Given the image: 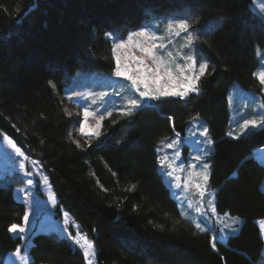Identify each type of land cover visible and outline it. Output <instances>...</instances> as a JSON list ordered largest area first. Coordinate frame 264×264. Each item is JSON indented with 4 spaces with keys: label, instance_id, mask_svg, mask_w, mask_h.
<instances>
[{
    "label": "trees",
    "instance_id": "trees-1",
    "mask_svg": "<svg viewBox=\"0 0 264 264\" xmlns=\"http://www.w3.org/2000/svg\"><path fill=\"white\" fill-rule=\"evenodd\" d=\"M250 4L0 0V138L9 136L40 162L58 213L67 211L92 241L96 264H259L263 239L256 220L264 218V166L253 151L264 146V127L227 134V95L235 82L260 94L264 104L253 75L256 47H264V21ZM176 11L193 24L201 42L198 59L209 64L200 94L154 100L130 116L114 111L95 139L83 145L74 140L78 118L63 104L68 80L79 70L112 72L107 33L123 38L145 19ZM195 116L205 120L213 143L209 184L215 208L242 220L239 231L217 240L215 249L211 231L200 232L180 215L158 170V143L184 134ZM12 189L0 183V264L21 244L9 228L22 223L25 205ZM31 239L30 264H85L82 251L66 238L39 232Z\"/></svg>",
    "mask_w": 264,
    "mask_h": 264
},
{
    "label": "rangeland",
    "instance_id": "rangeland-1",
    "mask_svg": "<svg viewBox=\"0 0 264 264\" xmlns=\"http://www.w3.org/2000/svg\"><path fill=\"white\" fill-rule=\"evenodd\" d=\"M250 7L252 11L262 20L264 21V0H251ZM177 18H189L182 11H176L172 13H168L166 16L161 18H151L145 19L142 27L148 26L150 29L155 30V26L157 24L160 25V30L156 32L157 36L164 37V40L155 41L157 44L165 43V50H158L157 55L164 57L167 59V52L171 51L173 55L176 54L177 51H180L181 56L190 54V49H181L180 45L185 43L182 34V37H169L164 32V25L168 22L169 19H177ZM218 22V21H217ZM217 22H215L217 24ZM190 23V22H189ZM216 24H209L212 28ZM207 27V30H208ZM133 30L127 33V35L121 40L126 41L129 33L139 31ZM193 31V30H192ZM112 33V32H109ZM107 33V34H109ZM115 33V32H113ZM116 34V33H115ZM195 35V32L193 31ZM107 36V35H106ZM109 38V36H107ZM119 37V36H118ZM111 45L113 47V39L109 38ZM138 39L141 44L144 46H148L152 41H145L142 38H134ZM171 39L172 44L169 46L167 41ZM115 42H120L119 40ZM135 55V56H144V53L140 51V48L136 47L135 43L130 45L127 49L119 50V54L124 56L125 54ZM259 53V54H258ZM114 57V56H113ZM256 57L258 59V64L254 73H259L264 70V47H256ZM115 61V59H114ZM203 59H198L197 64L200 62H204ZM130 62V61H129ZM151 66V62L147 61ZM177 63H184V61L177 58ZM173 67L175 65H172ZM258 82V76H254ZM131 82L124 79L123 77H115L112 75V72H104V71H77L67 82L65 86V94L63 97V104L66 108H68L73 114L78 118L79 124L74 129L72 135L73 139L79 142L80 144H85V140H93L96 135H92L93 131H96V125L99 121L101 128L102 120L108 116V113H112L114 111L121 112L120 109L125 108L126 101L129 99H138L139 94L134 93L133 90L130 89ZM260 84V82H259ZM261 85V89L264 88V85ZM143 90V89H141ZM108 93V95L104 98L99 97V93ZM264 94V91H261ZM115 93H119V95H115ZM88 94H91L90 96ZM191 94H189L190 96ZM188 96V97H189ZM228 110H229V122H228V131L232 133L231 137L241 136L252 129H257L261 126H257L255 128L249 127L245 131L241 132L240 126L243 124L246 119H260V113L264 112V109H261L260 105L263 104L260 94L256 93L253 90L243 88L239 83L235 82L228 91ZM171 98V97H166ZM181 98V97H174ZM184 97L182 99H186ZM96 101L93 103V101ZM154 100H146L143 105L150 104ZM85 109L88 110L90 115L86 118L84 116ZM103 117L101 120L100 118ZM81 124L85 125V132H80ZM204 128H207V124L204 119L199 116L193 117L188 126L186 127L184 134H180L177 148L168 149L165 147L166 144L171 143L173 140L177 139V135L172 134L164 139H162L157 147L156 151L159 157H163L165 155L169 156L170 160L175 161V173L173 177L167 176L168 168H164L161 171L160 165L158 164V170L162 175V179L166 186L169 188L170 195L175 199L177 206L178 202L181 206H178V210L185 211L187 213L186 216H182L188 221H190L194 226L196 223H200L201 226H207L209 228L215 229L217 233H219L220 229L223 227V223L231 224L232 217H238L232 215L228 211L224 212H216L219 214L220 219H217L215 216H212L209 212L207 216H201L196 213L194 208L189 209L188 203L191 201L193 205L197 207H202L203 210H207L208 200H213L215 207V192L211 189L208 179L207 185V194L203 200L196 194V189L194 187V182H199L198 177H194V174L201 171L202 165L207 163L209 168L208 172L210 174V161L209 158L211 156L213 150V143L211 145H205L200 143L205 138L200 136L199 133L203 131ZM195 133V135H192ZM208 138H210L209 132L207 134ZM2 139V138H0ZM211 139V138H210ZM18 147V146H17ZM24 153V151L21 149ZM178 151L180 153L179 158L175 156V152ZM25 156H27L24 153ZM200 155V161H196L194 158ZM253 155L255 158L264 166V146L259 147L253 151ZM28 157V156H27ZM23 157L17 158L15 152L7 145L6 142L0 143V183L7 184L10 183L13 186V195L14 198L18 201H21L25 205V212L29 213V219L27 223H25L24 219H22V223L18 226L23 227L25 229L24 232H10L12 236H20L23 237L21 239L20 255H27L29 257V262H31V258L29 256V248L32 245V234L45 232L48 234H53L57 237H62L68 239L71 245L74 247H78L83 255L84 250L81 249L78 245L74 243V239H80L81 243L83 240L81 237H86L90 242H92L85 233H83L80 229V225L73 219V217L65 210L61 209L60 214L57 210V199L53 193V189L50 185L48 176L44 171L42 165L39 161L29 158L30 161H36L37 164L34 166L29 162H26L25 172H31V176H26L24 172L19 170V159ZM181 165L183 167L181 168ZM45 177L47 178L45 180ZM31 179L33 181L32 184H28V180ZM179 184L180 187L176 188L175 185ZM261 188L264 191V179L261 184ZM175 194V195H173ZM52 197L55 198V203L52 202ZM216 209V208H215ZM224 213H228V217L224 216ZM24 217V216H23ZM239 223L233 225L239 231L242 220L240 217ZM65 219L69 220L71 223L67 226L68 231H63L65 227ZM256 223L259 227L260 235L263 239V247L261 250V257L258 260L259 264L264 263V231L261 229V225L264 224V218L256 220ZM77 225V227H73L72 225ZM196 227V226H195ZM236 232V233H237ZM235 233V234H236ZM213 236V232L211 231ZM223 235V240L217 239L219 242H224L229 235L228 230H225ZM215 241V243L217 242ZM213 242V241H212ZM93 244V243H92ZM94 246V245H93ZM95 255L90 257L92 259L93 264H96V250L94 247ZM85 258V257H84ZM4 264H23L22 261L17 259L16 250L13 252H8L5 255ZM85 264H88V260L85 258Z\"/></svg>",
    "mask_w": 264,
    "mask_h": 264
},
{
    "label": "snow or ice",
    "instance_id": "snow-or-ice-1",
    "mask_svg": "<svg viewBox=\"0 0 264 264\" xmlns=\"http://www.w3.org/2000/svg\"><path fill=\"white\" fill-rule=\"evenodd\" d=\"M193 24L189 23L187 18H177V19H169L168 22L164 25V32L169 37H182L185 43L180 45L181 49H190L191 52L188 55L181 56L180 51H177L175 55L171 51L167 52V59L162 56L157 55L158 50H165L166 44L159 43L157 44L155 41L164 40V37L157 36L156 32L160 30V25L157 24L155 26V30L150 29L148 26L141 27L137 32H131L128 35L126 41L121 40L120 37L117 36L115 33L106 34L109 38L113 39V47H112V54L115 59V67L112 70V75L115 77H123L124 79L131 82L130 89L133 90L134 93L139 94L138 99H129L126 101V107L120 109L121 114L124 116H130L132 113L141 108L146 100H159L161 98L166 97H188L189 94H200L201 89L199 87V82L201 77L207 74V70L209 68V64L206 62H200L197 64V60L199 56L202 55V50L198 48V45L201 43L199 37L193 34ZM212 26L208 27V31H212ZM134 38H142L145 41H152L148 46H144L139 42L138 39ZM119 40L120 42H115ZM135 43L136 47L140 48V51L144 53V56H135L125 54L124 56L119 54V50L127 49L130 45ZM167 44L170 46L172 44V40L169 39ZM259 54V53H258ZM177 58L184 61V63H177ZM130 61V62H129ZM147 61L151 62V66ZM172 65H175L174 67ZM254 76H258L260 84L264 85V70L260 71L259 73H254ZM143 89V90H141ZM264 91V88L261 89ZM89 96L91 94H88ZM108 95V93H99L100 98H104ZM115 95H119V93H115ZM96 101L94 100L93 103ZM261 109H264V104L260 105ZM90 115L87 109L84 111V116L87 118ZM110 116L111 113H108ZM101 120L103 117L100 118ZM171 120V117H169ZM257 126L264 127V112L260 113V119H246L244 120L243 124L240 126L241 132L245 131L249 127L255 128ZM100 127L99 121L97 122L96 131H93L92 135H100L98 129ZM80 132H85V125L81 124ZM208 129L204 128L202 132L199 133L200 136L204 137L203 143L205 145H211L212 140L208 138ZM177 139L173 140L171 143L165 145L168 149H175L177 148L179 141L180 134L177 133ZM192 135H195L193 133ZM228 135H232L231 132ZM6 142L9 147L15 152L17 158L23 157L19 159V170L24 172L26 176H31V172H25L26 162L31 163L32 165H36V161H30L29 157L25 156L24 153L21 151L19 147L15 144V142L9 138V136L4 135L2 139H0V143ZM77 146H79L77 144ZM175 156L179 158L180 153L178 151L175 152ZM196 161H200L201 156L197 155L194 158ZM157 162L160 165L161 171L164 168H168L167 176L173 177L175 173V161L170 160L169 156L165 155L163 157H157ZM183 165H181V168ZM208 164L204 163L202 165L201 171L194 174V177L199 178V182H194V187L196 189V194L203 200L207 194V185L209 179V172H208ZM47 178L45 177V180ZM33 181L31 179L28 180V184H32ZM176 188H179L180 185H175ZM135 188V185L131 186L128 190L131 191ZM175 195V194H173ZM52 202L55 203V198L52 197ZM213 200H208V209L202 211V207H197L193 205L191 201L188 203V208H194L195 212L200 214L201 216H207L210 212L212 216H215L217 219H220L219 214L216 212L215 207L213 206ZM178 206H181L178 202ZM180 215L186 216L187 213L185 211H181ZM225 217H228V213H224ZM25 223H27L29 219V213L26 211L23 217ZM232 223L223 224V227L220 229L219 233L215 231V229L209 228L207 226H201L200 223H195L197 229L200 232H207L212 231V247L213 249L216 248L215 241L217 239L223 240L222 233L225 230H228L229 234H235L237 229L233 227L239 223L238 217L231 218ZM65 227L63 231H68V225L71 223L69 220L65 219ZM73 227H77V225H72ZM262 231H264V224L261 225ZM10 232H24L25 229L23 227L18 226L17 224H12L9 228ZM95 231V230H93ZM23 239V237H19ZM83 243H81L80 239H74V243L78 245L81 249L84 250V257L88 260V264H93L92 259L90 257L95 255L94 246L92 242H90L86 237H81ZM16 257L23 264H28L29 257L27 255H20V248L17 247L16 249Z\"/></svg>",
    "mask_w": 264,
    "mask_h": 264
}]
</instances>
